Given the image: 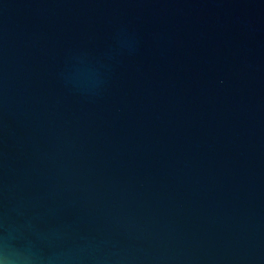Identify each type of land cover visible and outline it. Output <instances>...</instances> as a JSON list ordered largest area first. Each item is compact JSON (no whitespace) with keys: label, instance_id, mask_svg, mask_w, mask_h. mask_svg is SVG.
I'll list each match as a JSON object with an SVG mask.
<instances>
[{"label":"water","instance_id":"1","mask_svg":"<svg viewBox=\"0 0 264 264\" xmlns=\"http://www.w3.org/2000/svg\"><path fill=\"white\" fill-rule=\"evenodd\" d=\"M0 264H264V0H0Z\"/></svg>","mask_w":264,"mask_h":264}]
</instances>
